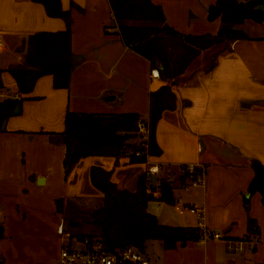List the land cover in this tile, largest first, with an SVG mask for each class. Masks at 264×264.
<instances>
[{"label":"crops","instance_id":"0c3cea01","mask_svg":"<svg viewBox=\"0 0 264 264\" xmlns=\"http://www.w3.org/2000/svg\"><path fill=\"white\" fill-rule=\"evenodd\" d=\"M152 1L161 5L166 23L182 34L214 35L220 26L219 17L207 16L215 0ZM61 4L70 10L69 86L54 87L52 75L44 74L21 94L9 68L23 62L25 39L34 32L63 29L66 20L48 15L34 0H0V101L26 96L20 111L0 130V264H54L66 242L57 233L61 223L77 236L87 234L74 232L77 225L70 221L78 219H70L66 207L89 212L102 203L101 191L89 179L92 165L110 169L117 185L128 189L146 171L156 195L160 179L171 180L179 205L157 198L147 203L158 221L197 226L200 219L190 210L195 204L205 227L222 235L170 248L153 239L144 251L152 264H264V203L258 190L248 191L252 161L264 163V21L245 18L236 23L246 37L209 44L168 78L157 58L151 60L123 42L108 0ZM162 86L172 95L164 98L167 106L154 128L158 154L139 164L127 154L89 155L64 174L66 110L132 111L148 118L151 94ZM154 162L159 171L148 172ZM189 164L204 170L202 184H180L182 168ZM130 168L135 172L130 174ZM59 197L62 211L57 210ZM239 239L244 247L234 249Z\"/></svg>","mask_w":264,"mask_h":264},{"label":"trees","instance_id":"16d2710c","mask_svg":"<svg viewBox=\"0 0 264 264\" xmlns=\"http://www.w3.org/2000/svg\"><path fill=\"white\" fill-rule=\"evenodd\" d=\"M40 2L50 16L63 17L66 27L60 30H42L29 34L25 39V58L22 63L9 68L17 84L19 93H28L41 75L51 74L54 87H68L72 63L70 10L64 8L61 0H34ZM116 20L123 42L143 56L161 62L160 70L165 77H172L183 70L189 60L201 49L217 40H233L246 37L236 23L245 18L264 21V0H215L207 9L208 18L219 17L220 26L216 34L186 35L167 24L160 4L152 0H108ZM140 21V22H136ZM181 43L185 58L182 61L172 56L177 52L171 48L170 41ZM179 54L177 53V56ZM1 74V69H0ZM3 83L0 76V89ZM168 87L162 86L151 94L150 112L148 115L149 138L148 151L158 154L159 147L154 137V128L161 111L167 103L164 98ZM19 98H4L0 101V130L6 119L20 111ZM141 119L136 112L98 113L66 110L62 135L65 143L63 158L64 174L67 175L75 163L89 155H104L118 158L122 154L129 156L130 162H143V155H134L142 147L130 138L135 135L137 121ZM253 176L248 191L258 190L264 203V163L252 161ZM188 174H181L180 184L187 182ZM91 184L101 191L102 203L86 212L87 221L99 228L100 237L110 248L125 245L144 252L153 239H159L166 248L174 247L177 242L198 239L197 226H181L160 223L156 215L147 209L149 200L157 198L166 203H174V184L171 180L161 178L157 187L159 194L147 177V172L137 176L134 189L119 187L111 177V170L100 165L89 169ZM249 199L244 205L248 207ZM57 210L62 211V198L56 199ZM78 225V220L70 221ZM253 219L249 218V225ZM2 227L0 225V236ZM83 236V234H79ZM92 236L93 234H84Z\"/></svg>","mask_w":264,"mask_h":264},{"label":"built area","instance_id":"2783aa9c","mask_svg":"<svg viewBox=\"0 0 264 264\" xmlns=\"http://www.w3.org/2000/svg\"><path fill=\"white\" fill-rule=\"evenodd\" d=\"M2 40L0 38V48ZM158 75V73H156ZM0 93V99H1ZM19 98V95H16ZM137 128L143 132L144 139L142 150L136 149L134 155H143L145 160L149 161L150 153L148 151L149 138V122L148 118H141L137 121ZM191 176L188 180L189 184L198 185L204 182V170L192 164L186 165ZM160 169L157 162L151 163L147 171L156 173ZM190 210L196 212L200 219L197 225L199 231L198 241H203L210 238H220L221 233L207 229L202 222V210L195 204L190 205ZM57 233L66 242L62 245L57 260L54 264H152L147 255L134 248L133 246L125 245L121 247L110 248L102 237L98 235H83L77 236L61 224L57 228ZM244 247L243 240L239 239L234 245V249H242Z\"/></svg>","mask_w":264,"mask_h":264},{"label":"rangeland","instance_id":"374dc122","mask_svg":"<svg viewBox=\"0 0 264 264\" xmlns=\"http://www.w3.org/2000/svg\"><path fill=\"white\" fill-rule=\"evenodd\" d=\"M136 22H140V21H136ZM171 44V48L173 51L177 52L179 55L177 56V53L176 54H173V58L174 59H177L179 61H182L184 58H185V53L183 52L182 50V45L181 43L178 41V40H173V41H170L169 42ZM143 139H144V134L143 132L139 131L138 128H136L135 130V135L133 137L130 138V142H135L137 145L139 144L140 146L143 145ZM99 159V158H98ZM141 162H137L136 164H139ZM136 164H132V165H136ZM133 167V166H132ZM130 174L135 172L134 168H130ZM182 174H188V176H186V179H187V182L191 176V172L187 170L186 166H184L182 168ZM171 175H168V178H170ZM177 176V174L174 175V177ZM150 177L152 178H155L154 176H151ZM179 182L178 180L174 181V183H177ZM176 205H179V203L176 201L175 202ZM164 205H171V204H164ZM172 206V205H171ZM181 206V205H180ZM90 208H94V207H90ZM152 208V207H150ZM67 209V214L69 216L70 219H72L73 217L77 216V219H78V225L77 226H72V229L74 230V232H83V233H91L93 235L95 234H99V228L95 225V224H92V223H89L87 221V215H86V210L87 209L86 207H66ZM89 209V208H88ZM150 242H148V249L149 247L151 248L152 245L150 246L149 245ZM154 243L156 242H152V244L154 245Z\"/></svg>","mask_w":264,"mask_h":264}]
</instances>
